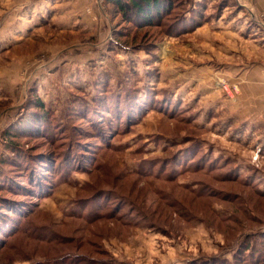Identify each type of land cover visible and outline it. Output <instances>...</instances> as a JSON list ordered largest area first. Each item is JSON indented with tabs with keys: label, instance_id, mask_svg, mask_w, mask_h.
Instances as JSON below:
<instances>
[{
	"label": "rangeland",
	"instance_id": "rangeland-1",
	"mask_svg": "<svg viewBox=\"0 0 264 264\" xmlns=\"http://www.w3.org/2000/svg\"><path fill=\"white\" fill-rule=\"evenodd\" d=\"M115 1L0 0V264L264 263V41Z\"/></svg>",
	"mask_w": 264,
	"mask_h": 264
},
{
	"label": "crops",
	"instance_id": "crops-1",
	"mask_svg": "<svg viewBox=\"0 0 264 264\" xmlns=\"http://www.w3.org/2000/svg\"><path fill=\"white\" fill-rule=\"evenodd\" d=\"M238 4L242 7L244 11V23L245 24H253V29L249 32L250 34L260 36L261 39L264 41V20L261 22L258 21L255 14L263 15L264 16V0H237ZM256 31L254 34L252 31ZM248 33V34H249ZM258 57L260 58L258 62V68L261 70L258 73V83L261 86V89L264 91V45L258 52ZM263 86V87H262Z\"/></svg>",
	"mask_w": 264,
	"mask_h": 264
},
{
	"label": "trees",
	"instance_id": "trees-1",
	"mask_svg": "<svg viewBox=\"0 0 264 264\" xmlns=\"http://www.w3.org/2000/svg\"><path fill=\"white\" fill-rule=\"evenodd\" d=\"M114 3L121 6L122 9H130L134 11L137 16L145 20L148 19L150 22L152 20L149 18V15L159 14L165 6L164 0H116ZM67 261L68 260L51 261V264H70Z\"/></svg>",
	"mask_w": 264,
	"mask_h": 264
}]
</instances>
